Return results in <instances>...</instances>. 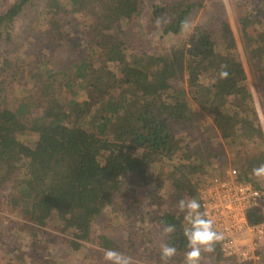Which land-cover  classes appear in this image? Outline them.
I'll use <instances>...</instances> for the list:
<instances>
[{
    "label": "trees",
    "instance_id": "obj_1",
    "mask_svg": "<svg viewBox=\"0 0 264 264\" xmlns=\"http://www.w3.org/2000/svg\"><path fill=\"white\" fill-rule=\"evenodd\" d=\"M31 1L14 0L0 14V40L12 44L0 55V198L6 191L12 214L0 224V250L24 264H57L54 230L75 249L90 242L130 255L137 234L124 247L94 232L126 187L132 205H149L140 222L175 226L165 240L176 247L174 257L162 260L161 250L148 248L142 255L152 264H186L180 254L190 250L184 230L191 225L181 199H197L205 213L201 192L229 165L264 197L252 172L264 164L255 101L260 93L264 105V0H247L238 36L224 16L164 51L130 48L128 32H145L137 21L144 0H48L37 25L14 39V22ZM205 5L156 3L147 30L179 34ZM246 216L251 225L262 223L264 203ZM209 254L212 264H255L260 257L241 262L219 242Z\"/></svg>",
    "mask_w": 264,
    "mask_h": 264
},
{
    "label": "rangeland",
    "instance_id": "obj_2",
    "mask_svg": "<svg viewBox=\"0 0 264 264\" xmlns=\"http://www.w3.org/2000/svg\"><path fill=\"white\" fill-rule=\"evenodd\" d=\"M175 0H144V7L142 10V15L137 20L144 29V33L141 30L129 31L128 38L130 39V48L136 50L144 51H164L169 49L176 44H181L185 42L189 34L192 32L195 26L200 24L214 23L216 20L219 21L222 17H227L232 24L236 35L238 36V24L239 17L241 13L243 14L247 11V0H206V5L202 8L195 9L187 18L186 24L179 34H169L163 35L159 29L156 31H148V21L152 14L153 5L156 3H168ZM14 0H0V14L3 13ZM48 0H32L28 5H26L25 10L16 18L13 28V37L17 39L18 36L25 37L27 35L26 30L29 26L37 25L35 20L37 19V13L44 8ZM48 17L42 18V22H46ZM80 27V26H77ZM42 32V29L38 30V33ZM40 35V34H39ZM39 37V36H38ZM238 47L241 52V56L245 60L246 68L249 70V64L247 58L242 51V43L238 39ZM12 44H6L0 40V55L7 49H11ZM177 83V82H176ZM249 85L254 89L256 80L253 75L250 74ZM8 90L14 91L11 86L7 88ZM17 90V88H16ZM255 101L259 108L260 116L262 117V122L264 123V105L263 97L260 93H255ZM194 111L202 113V109L195 106ZM24 139L30 140L31 136H24ZM236 168L233 165H229L228 169ZM264 185V176L256 179ZM7 193L2 194L0 198V224H6L9 222V213L7 206ZM115 205H109L106 207L104 216L101 220L95 223V230L97 235L107 234L110 238L115 240L121 246L127 247L131 244V235L137 239L136 250H131L129 255L133 258L134 264H152L150 261V256L142 255L144 252L141 251L142 248H148L152 252H157L161 250V245L165 244L166 236L163 234V228L151 222L148 217L146 220L141 221V210L145 207L149 211V205H143L138 202V205H132V193L125 187L121 191V194L114 198ZM145 210V211H146ZM145 214V212H144ZM145 228V229H144ZM52 234L51 247L53 249L54 261L57 264H110V262L105 261L103 258L104 251L106 249L100 248L98 245L85 242L78 249L73 248L69 243L61 238L55 236L58 234L56 231L51 230ZM143 240V241H142ZM190 251V250H189ZM185 252H181L180 256L182 260L185 261ZM12 255V254H11ZM11 255L5 254L0 250V264H24L16 259L13 252V257ZM260 257L255 260V264H264V248L260 251ZM144 256V257H143ZM145 258L147 260H145ZM212 258L209 252L202 251L199 264H212ZM221 264H232L229 262H222Z\"/></svg>",
    "mask_w": 264,
    "mask_h": 264
},
{
    "label": "built area",
    "instance_id": "obj_3",
    "mask_svg": "<svg viewBox=\"0 0 264 264\" xmlns=\"http://www.w3.org/2000/svg\"><path fill=\"white\" fill-rule=\"evenodd\" d=\"M237 174L232 168L223 176L216 175L201 197L207 218L224 233L219 242L223 253L245 262L256 259L264 248V221L251 225L246 216V209L264 203V197L252 181L243 182Z\"/></svg>",
    "mask_w": 264,
    "mask_h": 264
},
{
    "label": "clouds",
    "instance_id": "obj_4",
    "mask_svg": "<svg viewBox=\"0 0 264 264\" xmlns=\"http://www.w3.org/2000/svg\"><path fill=\"white\" fill-rule=\"evenodd\" d=\"M226 65L221 66L220 78L225 79L229 73L225 70ZM257 177L264 176V164L255 167L252 170ZM178 207L181 212H186L185 220L191 225L190 228L184 230V236L188 242L190 251L185 253L186 264H199L202 251L211 252L214 250V245L222 241L223 232H219L214 228V222L210 218H206V213H201L200 202L195 198H185L178 202ZM175 230L174 225H166L163 229V234H171ZM177 249L170 244L161 245V259L169 260L175 256ZM105 261L110 264H134L133 258L122 252L114 249H106L103 254Z\"/></svg>",
    "mask_w": 264,
    "mask_h": 264
}]
</instances>
